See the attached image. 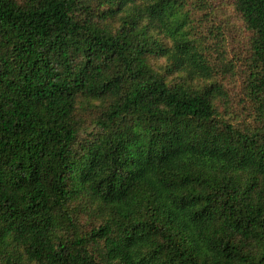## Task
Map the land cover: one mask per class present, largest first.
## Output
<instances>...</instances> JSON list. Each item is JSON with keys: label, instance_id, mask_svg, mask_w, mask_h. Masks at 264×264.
Returning a JSON list of instances; mask_svg holds the SVG:
<instances>
[{"label": "trees", "instance_id": "16d2710c", "mask_svg": "<svg viewBox=\"0 0 264 264\" xmlns=\"http://www.w3.org/2000/svg\"><path fill=\"white\" fill-rule=\"evenodd\" d=\"M0 264H264V0H0Z\"/></svg>", "mask_w": 264, "mask_h": 264}]
</instances>
